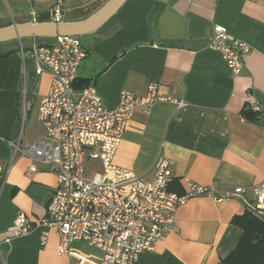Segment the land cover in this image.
<instances>
[{
	"label": "crops",
	"instance_id": "crops-1",
	"mask_svg": "<svg viewBox=\"0 0 264 264\" xmlns=\"http://www.w3.org/2000/svg\"><path fill=\"white\" fill-rule=\"evenodd\" d=\"M55 1L33 0L38 18L48 16ZM103 1L66 0L65 7L75 13L73 20L83 19ZM216 24L251 47L239 75L210 48ZM80 39L87 56L79 81L96 85L107 107L118 104L123 90L147 94L152 81L170 98L155 103L148 114L134 113L115 155L117 165L151 178L164 155L174 169L170 189L179 194L191 183L215 185L222 196L245 189L222 201L190 197L177 211L174 230L134 264H222L244 233L235 218L252 211L254 186L264 181V113L259 122L244 116L251 103L264 110V0H127L100 29ZM32 42L29 61L18 43L0 44V161L9 170L0 197V264H100L103 251L80 240L72 242L70 255H61L54 229L41 242L47 229L41 220L57 176L43 165L29 174L33 161L26 156L18 155L10 165L7 140L21 131L24 91L39 109L52 81L49 72L37 73ZM38 109L36 120L29 124L28 113L24 126L30 143L45 133ZM91 165L100 167L95 161ZM21 213L33 226L9 246L4 239Z\"/></svg>",
	"mask_w": 264,
	"mask_h": 264
},
{
	"label": "built area",
	"instance_id": "built-area-1",
	"mask_svg": "<svg viewBox=\"0 0 264 264\" xmlns=\"http://www.w3.org/2000/svg\"><path fill=\"white\" fill-rule=\"evenodd\" d=\"M65 1H55L47 12L49 20H66L69 11ZM96 1L87 0L86 5ZM27 4L33 20H39L33 0H27ZM209 45L222 55L234 75L242 72L251 50L247 42L234 37L224 25L216 24ZM19 49L24 56L21 41ZM31 50L37 73L49 72L52 76L50 89L38 109L45 133L34 142L25 140L24 126L33 101L24 91L22 128L16 138L7 142L13 150L10 165L18 155L26 156L33 161L29 174L43 165L57 176V188L41 220L47 226L41 235L42 243L54 229L61 255H70L72 242L80 240L103 251L100 264H134L144 251L153 250L174 230L177 211L190 197L207 195L222 201L245 191L236 187L222 196L215 185L191 183L185 194H179L170 189L174 169L164 155L154 163L151 178L117 165L115 155L134 113L142 110L148 114L155 103L170 98L160 94L158 82L152 81L147 94L123 90L118 104L109 108L96 85L76 88L87 56L80 36H57ZM250 107L261 109L255 103ZM88 160L99 162L100 167H89ZM8 171L0 161V197ZM254 191L256 201L250 208L264 217V181L255 185ZM32 226L25 214H19L4 242L11 246L15 237L27 234ZM0 254L3 257L1 248Z\"/></svg>",
	"mask_w": 264,
	"mask_h": 264
},
{
	"label": "water",
	"instance_id": "water-1",
	"mask_svg": "<svg viewBox=\"0 0 264 264\" xmlns=\"http://www.w3.org/2000/svg\"><path fill=\"white\" fill-rule=\"evenodd\" d=\"M127 0H107L100 8L83 19L28 20L0 26V44L21 41L24 38H55L57 36H83L93 33L108 22Z\"/></svg>",
	"mask_w": 264,
	"mask_h": 264
},
{
	"label": "trees",
	"instance_id": "trees-1",
	"mask_svg": "<svg viewBox=\"0 0 264 264\" xmlns=\"http://www.w3.org/2000/svg\"><path fill=\"white\" fill-rule=\"evenodd\" d=\"M103 5L98 3L94 10ZM48 16L40 17L39 20H49ZM11 22L5 24L8 25ZM4 25V24H3ZM0 24V26H3ZM52 38H40L41 44L48 43ZM25 51L29 48L24 46ZM88 82L76 81V88L82 89L87 86ZM264 110L256 111L250 106L244 110V116L254 122H259L262 118ZM243 229L241 237L236 248L222 261V264H264V219L253 214L252 211H246L242 216L235 218Z\"/></svg>",
	"mask_w": 264,
	"mask_h": 264
},
{
	"label": "rangeland",
	"instance_id": "rangeland-1",
	"mask_svg": "<svg viewBox=\"0 0 264 264\" xmlns=\"http://www.w3.org/2000/svg\"><path fill=\"white\" fill-rule=\"evenodd\" d=\"M71 1H75V0H71ZM101 3V2H98ZM97 3V4H98ZM96 4V5H97ZM79 14V13H78ZM73 17H75V13L73 11L68 13V16L66 17L67 19H72ZM83 17V16H81ZM76 18V17H75ZM28 21L32 19V16L30 14V9H29V5L27 4V0H0V24H6L9 21ZM32 42V47L36 46L37 42H41L40 38H24L21 40V43L26 46L31 42ZM16 44H20L19 41H14ZM30 48V49H31ZM26 58L28 59V61L30 60V54H29V49L26 50ZM29 100H33V102H35V100L30 96ZM37 109H38V105L35 102L34 106L32 107V109L29 111V117H28V122L29 124L32 123L34 120H36L37 118ZM88 166H91V160H88L87 162Z\"/></svg>",
	"mask_w": 264,
	"mask_h": 264
},
{
	"label": "flooded vegetation",
	"instance_id": "flooded-vegetation-1",
	"mask_svg": "<svg viewBox=\"0 0 264 264\" xmlns=\"http://www.w3.org/2000/svg\"><path fill=\"white\" fill-rule=\"evenodd\" d=\"M16 21V20H15ZM12 22V21H11Z\"/></svg>",
	"mask_w": 264,
	"mask_h": 264
}]
</instances>
